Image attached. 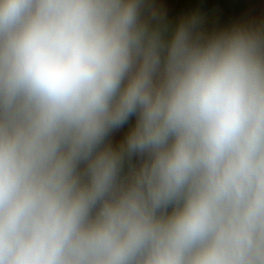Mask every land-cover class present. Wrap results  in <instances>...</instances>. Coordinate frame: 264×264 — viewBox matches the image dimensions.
<instances>
[{
	"label": "clouds",
	"instance_id": "1",
	"mask_svg": "<svg viewBox=\"0 0 264 264\" xmlns=\"http://www.w3.org/2000/svg\"><path fill=\"white\" fill-rule=\"evenodd\" d=\"M0 264H264V20L0 0Z\"/></svg>",
	"mask_w": 264,
	"mask_h": 264
},
{
	"label": "crops",
	"instance_id": "2",
	"mask_svg": "<svg viewBox=\"0 0 264 264\" xmlns=\"http://www.w3.org/2000/svg\"><path fill=\"white\" fill-rule=\"evenodd\" d=\"M173 17L199 7L208 14L210 23L226 24L230 20L248 18L264 20V0H164Z\"/></svg>",
	"mask_w": 264,
	"mask_h": 264
}]
</instances>
